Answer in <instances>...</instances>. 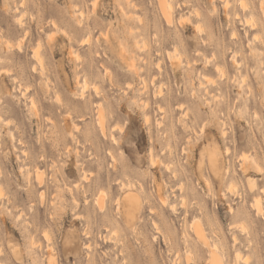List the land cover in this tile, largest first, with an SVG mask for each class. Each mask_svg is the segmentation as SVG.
<instances>
[{"label": "rangeland", "instance_id": "374dc122", "mask_svg": "<svg viewBox=\"0 0 264 264\" xmlns=\"http://www.w3.org/2000/svg\"><path fill=\"white\" fill-rule=\"evenodd\" d=\"M263 6L0 0V264H264Z\"/></svg>", "mask_w": 264, "mask_h": 264}, {"label": "bare ground", "instance_id": "6f19581e", "mask_svg": "<svg viewBox=\"0 0 264 264\" xmlns=\"http://www.w3.org/2000/svg\"><path fill=\"white\" fill-rule=\"evenodd\" d=\"M163 1V0H162ZM165 1V0H164ZM243 4H244V2H242ZM262 3V2H261ZM163 4H165V3H163ZM171 5V4H170ZM242 6V5H241ZM96 8V7H95ZM263 9H262V15H263V22H264V6L262 7ZM244 9V8H243ZM163 10L168 14L169 12H168V9L165 7V5H163ZM165 16H169V14L168 15H165ZM238 16V15H237ZM189 18V17H188ZM190 19V18H189ZM247 19H245V21H246ZM249 21H250V19H249ZM241 23V22H240ZM234 34V33H233ZM254 37V36H253ZM255 38H256V36H255ZM259 38V37H258ZM263 41V40H262ZM178 51V50H177ZM135 64V63H134ZM221 72H223V71H221ZM155 77V76H154ZM245 80V79H244ZM146 82V81H145ZM154 83V82H153ZM87 85V84H86ZM147 84H145V86H146ZM87 87V86H86ZM145 88V87H144ZM161 89V88H160ZM160 93V92H159ZM100 116V115H99ZM112 138H114L115 139V137H112ZM228 153V152H227ZM155 162V161H154ZM245 163H246V159H245ZM260 167V166H259ZM220 169L223 171V168H221L220 167ZM224 172V171H223ZM222 173V172H221ZM40 180H42V179H40ZM261 203V202H260ZM255 207V206H254ZM261 208V206H259V204H257V208ZM262 210H263V208H261ZM258 210H260V209H258ZM261 211V210H260ZM197 230H198V228H197ZM90 245V244H89ZM89 245H87V246H89ZM238 253V252H237ZM239 255V254H238ZM242 258V257H241ZM49 263H50V261H49ZM211 264H223V262H222V260L221 259H219V257H218V254L217 255H215V254H212V257H211Z\"/></svg>", "mask_w": 264, "mask_h": 264}]
</instances>
